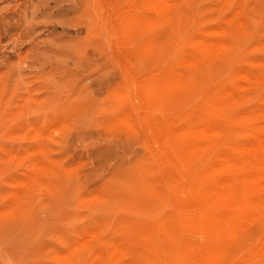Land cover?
<instances>
[{"label":"rangeland","instance_id":"1","mask_svg":"<svg viewBox=\"0 0 264 264\" xmlns=\"http://www.w3.org/2000/svg\"><path fill=\"white\" fill-rule=\"evenodd\" d=\"M263 110L264 0H0V264H183L195 213L221 245Z\"/></svg>","mask_w":264,"mask_h":264},{"label":"bare ground","instance_id":"2","mask_svg":"<svg viewBox=\"0 0 264 264\" xmlns=\"http://www.w3.org/2000/svg\"><path fill=\"white\" fill-rule=\"evenodd\" d=\"M254 119L253 121H256V118ZM206 129L202 128L205 132ZM245 153L248 154L251 169H241L236 166L238 161L244 159ZM215 168L217 184L220 187H230L233 190L232 207L238 210V217L233 223L234 231L221 245L212 247L209 245L211 239L208 219L200 213L191 215L187 220V227L202 232L206 240L190 245L186 249L187 251L183 250L186 251L185 254L182 253V257L185 255L183 264H264V137L259 135L257 142L250 145L239 144L235 147L233 154L226 152L222 162ZM241 235H247L249 238L259 237V241L248 245L244 254L236 255L234 253L235 239Z\"/></svg>","mask_w":264,"mask_h":264}]
</instances>
